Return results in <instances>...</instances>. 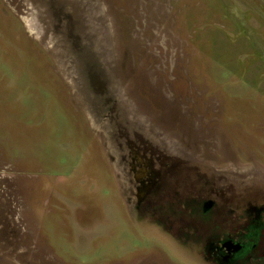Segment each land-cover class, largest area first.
Returning <instances> with one entry per match:
<instances>
[{"label": "rangeland", "instance_id": "rangeland-1", "mask_svg": "<svg viewBox=\"0 0 264 264\" xmlns=\"http://www.w3.org/2000/svg\"><path fill=\"white\" fill-rule=\"evenodd\" d=\"M158 155L264 198V0H0V264H211L134 208Z\"/></svg>", "mask_w": 264, "mask_h": 264}, {"label": "flooded vegetation", "instance_id": "flooded-vegetation-1", "mask_svg": "<svg viewBox=\"0 0 264 264\" xmlns=\"http://www.w3.org/2000/svg\"><path fill=\"white\" fill-rule=\"evenodd\" d=\"M144 136L147 137L146 134ZM141 138L144 139L142 135ZM156 158L161 160L164 167L160 176L159 169H152L148 162L138 156L131 157L129 161L136 167V170L132 168L133 172H137L134 179L140 183L134 208L138 213L148 215L137 213L138 216L154 219L167 234L175 238L187 241L191 238L198 242L205 248L211 264H264V198L249 211L248 208L240 212L228 211L224 204L210 197L211 187L215 184L213 178L210 177L209 183H201L198 181L201 171L192 170L190 174L186 172L187 168H182L178 172L176 166L179 160L159 155ZM156 181L161 191L152 193ZM11 182H16L13 177ZM222 188H227V185ZM239 198L244 196L240 195ZM3 221H0L2 246L8 244L6 238L8 242L13 241L11 245H17L16 235L12 236L10 232L11 236H6ZM14 228L15 224H12L11 231Z\"/></svg>", "mask_w": 264, "mask_h": 264}, {"label": "bare ground", "instance_id": "bare-ground-1", "mask_svg": "<svg viewBox=\"0 0 264 264\" xmlns=\"http://www.w3.org/2000/svg\"><path fill=\"white\" fill-rule=\"evenodd\" d=\"M26 25H27V27L30 29V31H31V28H30V26H31V24L29 25L28 23H26ZM32 35H34V33H32V32H30ZM40 38V37H39Z\"/></svg>", "mask_w": 264, "mask_h": 264}]
</instances>
